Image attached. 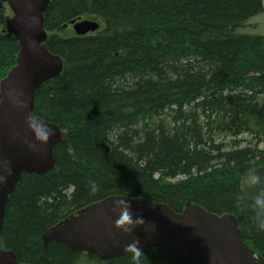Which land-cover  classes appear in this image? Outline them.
I'll return each instance as SVG.
<instances>
[{"label":"trees","instance_id":"1","mask_svg":"<svg viewBox=\"0 0 264 264\" xmlns=\"http://www.w3.org/2000/svg\"><path fill=\"white\" fill-rule=\"evenodd\" d=\"M259 13L260 0H51L45 43L63 69L37 89L33 114L66 136L52 169L10 193L0 248L27 264H172L160 247L101 261L42 244L68 215L120 195L232 215L264 258V209L239 189L264 165V38L230 35ZM8 14L2 5L0 80L18 52ZM80 20L99 29L67 34Z\"/></svg>","mask_w":264,"mask_h":264},{"label":"water","instance_id":"2","mask_svg":"<svg viewBox=\"0 0 264 264\" xmlns=\"http://www.w3.org/2000/svg\"><path fill=\"white\" fill-rule=\"evenodd\" d=\"M51 0H0L11 16L4 22L7 35L18 42L15 64L0 80V233L10 193L23 174L44 175L54 165L53 149L66 136L54 123L33 114L40 85L58 77L61 58L46 46L43 14ZM261 13L235 27L230 35L264 38V0ZM83 36L98 30L90 20L72 21ZM245 200L264 209V165L239 181ZM42 244L64 246L74 253L101 261L160 247L167 261L187 264H264L243 241L235 217L217 215L195 204L180 212L143 197L107 196L68 215L42 236ZM0 264L19 263L10 250L0 248Z\"/></svg>","mask_w":264,"mask_h":264},{"label":"rangeland","instance_id":"3","mask_svg":"<svg viewBox=\"0 0 264 264\" xmlns=\"http://www.w3.org/2000/svg\"><path fill=\"white\" fill-rule=\"evenodd\" d=\"M66 33H67V34H72V33H73V30H72L71 25H70L69 28H67Z\"/></svg>","mask_w":264,"mask_h":264},{"label":"clouds","instance_id":"4","mask_svg":"<svg viewBox=\"0 0 264 264\" xmlns=\"http://www.w3.org/2000/svg\"><path fill=\"white\" fill-rule=\"evenodd\" d=\"M137 255H139V249H137Z\"/></svg>","mask_w":264,"mask_h":264}]
</instances>
